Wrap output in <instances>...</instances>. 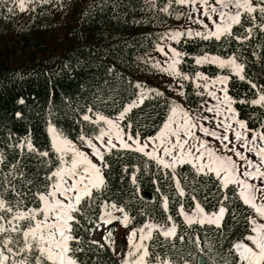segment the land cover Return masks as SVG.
Here are the masks:
<instances>
[{
    "label": "snow or ice",
    "instance_id": "snow-or-ice-1",
    "mask_svg": "<svg viewBox=\"0 0 264 264\" xmlns=\"http://www.w3.org/2000/svg\"><path fill=\"white\" fill-rule=\"evenodd\" d=\"M152 2L154 4V0ZM51 3L53 0H0L5 18L14 17L17 12L29 11V5H32L31 11L35 12L37 6ZM175 3L191 6L187 19L190 23L200 25V30L189 27L161 34L160 42L155 47L166 57L164 65L152 59L146 63H151L153 68L179 80L178 88L174 89L179 96L186 95L184 82H191L196 89L195 95L208 98L202 99V112L193 113L175 100L170 101L167 114L156 134L145 136L142 143L138 129L133 135V121L129 114L133 109L140 108L145 100H155L164 93L136 82L132 85L138 90L136 98L124 105L115 118L93 113L91 108L80 117V121L95 125V128L87 135L82 127L77 139L92 150V155L99 163L93 162L51 121L47 129L50 150L37 147L30 134L15 142L9 136L8 147L18 152V156L14 163H7L5 152L0 150V264H79L77 254L85 251L83 238L77 235L84 227L82 220L94 225L87 229L89 232L104 230L92 220L91 210L96 207L102 210L99 220L105 227L116 221L127 227L132 219L128 211L122 206L118 207L115 202L110 204L107 199L110 187L106 172L111 175V164L106 156L119 157L130 152L154 161L164 178L171 180L169 187L174 189V195L170 200L169 194L162 192L159 183L153 180L161 197L165 219L161 223L149 219L140 228L133 229L128 236V251L120 264H192L187 258L174 260L167 252L161 255L157 251V248L176 249L178 225L170 211V203L177 205L176 215L182 218L188 228L193 225H209L222 229L229 206L236 200L251 209L254 215L246 217L250 234L236 241L229 249V255L238 257L237 264H264V223L258 222L264 220V121L257 129L249 128L247 121L239 119V112L234 107L236 104H249L264 108V85L258 86L246 78L245 64L239 62L236 55L239 48L226 58L209 52L191 57L198 67L212 65L220 70L217 75L209 76L201 71L192 75L181 72L179 65L186 62L185 57L189 54L171 46L173 42L180 45L182 39L185 43L197 39L217 44L223 42L225 50L231 41L245 45L253 40L257 29L259 33H264V0H215V3H210V0H175ZM171 7L172 0H169L161 11L169 13ZM193 13H196L195 18ZM183 15L177 13L176 17L179 19ZM204 18H207L208 23H205ZM249 22L251 26L245 27ZM236 26L242 28L243 33H234L233 28ZM253 55L256 56V52ZM224 70L228 74H223ZM233 77L248 83L255 90L256 98L237 100L231 96L229 84ZM20 103L24 101L21 99ZM203 112L209 113L211 118L204 116ZM16 116L21 118L20 113ZM212 119L216 123L214 129L206 127L204 123H211ZM126 120L127 123H124ZM197 130L204 137L219 141L223 153L210 146L208 140L197 136ZM249 133L251 139L248 138ZM230 135L234 136V140L229 138ZM94 140L99 142V147ZM237 145L243 148V152ZM248 153H253L257 161L250 159ZM28 159L36 160L41 168L51 169L43 175L42 182L34 183V179L26 175L22 162ZM184 165H189L194 173L191 180L187 173L178 172ZM5 166L7 172L3 171ZM147 168L145 163V171ZM122 171L129 174L128 165L125 164ZM140 171L139 165H133L130 182L139 198L144 200L147 197L140 193L138 182ZM200 177L202 181L198 179ZM17 181L21 187H18ZM209 181L215 184L219 193V196L211 194L217 200L216 210L212 212H207L195 195L200 191L198 186H206ZM9 192L13 199H6ZM188 200L192 201L193 206L186 210ZM204 200L211 202L208 196ZM116 212L122 215L116 216ZM103 238L116 254L112 232L108 231ZM178 239L183 244L184 234H180ZM191 242L200 256L196 264H215V258H210L211 245L207 246L206 253L200 246L199 235H195ZM90 243L99 248L104 247L96 240Z\"/></svg>",
    "mask_w": 264,
    "mask_h": 264
},
{
    "label": "trees",
    "instance_id": "trees-1",
    "mask_svg": "<svg viewBox=\"0 0 264 264\" xmlns=\"http://www.w3.org/2000/svg\"><path fill=\"white\" fill-rule=\"evenodd\" d=\"M167 2L157 0L153 6L149 0H63L61 3L37 6L35 12L31 8L24 13L17 12L14 17L8 18H5L0 6V44L10 37L20 38L19 44L9 49L12 51L14 48L15 54L19 51L21 60L19 64H5L0 68V150L5 152L7 163H14L18 156V152L8 147L9 136L15 142L30 134L37 147L50 150L49 121L69 139L76 141L82 127L87 135L95 128V125L80 121L89 108L93 113L116 117L124 105L136 98L138 90L132 85L136 82L142 84V78H148L151 63L146 61L150 60L161 34L167 31L171 22L170 16L161 11ZM68 14L73 18L72 25L67 22ZM250 26V22L245 24V27ZM59 28L66 37L60 40L62 44L57 52L48 53L50 37ZM233 32L241 34L243 29L236 26ZM222 44L199 39L185 43L182 39L178 50L189 56L185 57V63L179 65L180 71L189 75L201 71L215 76L220 72L218 68L212 65L198 67L191 57L209 52L226 58L239 48L236 55L239 62L245 64L246 78L261 86L264 83V33H259L257 29L253 40L245 45L231 41L226 46L227 50ZM253 52H256V56ZM163 93L155 100H145L140 108L133 109L129 114L133 121V135L137 129L142 140L145 136L156 134L167 114L168 103L173 100L169 93ZM185 94L191 103L200 101L191 82L186 83ZM229 94L237 100L256 98L255 90L236 77L229 84ZM21 99L24 101L22 104ZM235 108L239 118L247 121L249 128L257 129L264 121V108L249 104H236ZM17 113L21 114V118H17ZM106 159L111 164V175L106 172L110 187L107 194L109 203L115 202L118 207H124L132 218L130 223L133 226H142L150 218L161 223L165 214L153 180L159 183L162 192L169 194L170 200L174 195V189L169 187L171 180L164 178L154 161L138 153L106 156ZM22 163L26 175L32 177L34 183L42 182L43 175L51 170L41 168L34 159ZM145 163L148 165L147 171ZM125 164L129 167V174L122 171ZM133 165H139L141 169L138 174L140 193L152 194L153 201L142 200L137 195L130 182ZM3 171H8L7 166ZM178 172L187 173L189 180L194 176L189 165L179 168ZM198 179L203 180L202 177ZM181 181L183 183V176ZM16 183L21 187L18 181ZM198 187L200 191L195 193L197 199L205 210L215 211L217 200L211 195L216 193L219 196L215 184L209 181L206 186L201 184ZM229 195H232L231 188ZM205 196L209 197L210 203L204 200ZM6 199H13L10 192ZM192 206L191 200L185 204L186 209ZM176 209L177 205L170 203V211L178 225L176 249L157 248L161 255L167 252L174 260L184 257L196 264L199 253L191 241L195 235H199L200 246L206 253L207 246L211 245L210 258H215V264H237L238 257L229 255V249L236 241L250 234L246 217L254 215L251 209L236 200L229 206L222 229L209 225L188 228L176 215ZM101 211L99 207L91 210L95 225L100 222ZM82 223L84 227L77 235L83 238L85 251L77 254L79 264H120L122 259L107 244L99 248L90 243L93 232L87 229L94 225L84 220ZM180 234H184L183 244L178 239ZM149 251H152L151 245Z\"/></svg>",
    "mask_w": 264,
    "mask_h": 264
},
{
    "label": "rangeland",
    "instance_id": "rangeland-1",
    "mask_svg": "<svg viewBox=\"0 0 264 264\" xmlns=\"http://www.w3.org/2000/svg\"><path fill=\"white\" fill-rule=\"evenodd\" d=\"M62 1L63 0H53V4H55L57 2L61 3ZM149 2L154 6L156 4L157 0H154V4H153L152 0H149ZM168 2H169V0H168ZM168 2H167V4H168ZM210 3H215V0H210ZM31 7H32V5L28 6L29 9ZM197 7L200 8V5L197 4ZM189 11H191L190 5H177L175 3V0H172V7L169 9V13H171V14L166 13L168 16H170V20H171L167 31H169V30H186L189 27L193 28L194 30H200V25L190 23L189 20L187 19V13ZM202 11H203V9L201 8V12ZM174 12H176V13H174ZM177 13H183L184 15L181 16V18L177 19V17H176ZM195 15H196V13H193L194 18H195ZM204 19H205V23H208L207 18H204ZM67 22H70L69 23L70 25H72L74 23L72 16L69 14L67 15ZM65 37H66L65 32L61 28H59L53 34V36L50 37V50L48 53L57 52V50L59 49V46L62 44L60 40L62 38H65ZM19 42H20V38L10 37V38L6 39V41H4V43L0 44V68L5 64L16 65V64L20 63V61H21L20 60V52L18 51L15 54L14 48L12 51L9 49L15 45H18ZM171 46L174 48H177V50H178V45L175 44L174 42L171 44ZM165 51L167 52V48L165 49ZM150 59L159 60L161 62V65H164V61L166 60V57L164 55H162L155 48L154 52L150 56ZM149 71H150V73H149L148 78L147 77L142 78V80H141L142 84H149V85L153 86V88H156V89L161 90L163 92L169 93L173 97V100H175L177 103L183 105V107L185 109H188V110L192 111L193 113L202 112L200 105H201L202 99H208L207 97H203V98L200 97V99H199L200 101H198L196 103H191V102H189V100H187V98L185 96L177 95V91L174 90V89L178 88L179 83H180L179 80L174 79L172 76L168 75L167 73L161 72L158 69L153 68L152 66L149 68ZM223 74H228L227 70H224ZM184 83L186 86V83H188V82H184ZM261 85H264V83ZM195 91H196V89H195ZM234 107H235V105H234ZM203 115L204 116H210V118H211V115L207 112H203ZM109 118H115V117H109ZM93 119H95V116H93ZM204 123H205L206 127L213 128V129L216 127V123H215L214 119H212L211 123H208V122H204ZM233 127H235V125H233ZM196 135L200 136L201 139L208 140L210 146H214L221 153H223V149H222L219 141L214 140L212 137H204L199 130L196 131ZM229 138L234 140V136H232V135H230ZM248 138L251 139V133L248 134ZM106 139L107 138H105V141H106ZM72 141L74 143H76L77 147L81 151L87 153L89 155V157L93 160V162L99 163L97 158L92 155V150L90 148H88L85 144H83L79 140H76V141L72 140ZM93 142L96 143L97 146L99 147V142H97L95 140ZM141 142L143 143V140H141ZM237 148L243 152V148H240L239 145H237ZM226 154L232 155V153H226ZM247 155L254 162L257 161V157L253 153H248ZM233 159H236V157L233 156ZM241 163H243V162H241ZM252 182L257 183L256 181H252ZM186 210H189V209H186ZM207 212H212V211H207ZM114 214L116 216L122 215L119 212H116ZM150 220H153V219L150 218ZM258 222L264 223V220H258ZM98 225L101 228H103L104 230L103 231H95L93 233V240L99 241L101 244H107L108 245L109 242L107 240H105L103 237L107 236L108 231H111L112 232V239L114 241L115 253L122 260L125 258L124 254L128 251V248H129L128 236H129L130 232L133 229H138L141 227V226H139V227L133 226L130 223L127 227H124L118 221L113 222L112 225H109L107 227L102 225L101 222ZM138 238H139V233L137 234V241H138ZM245 243H249V242L245 241Z\"/></svg>",
    "mask_w": 264,
    "mask_h": 264
},
{
    "label": "water",
    "instance_id": "water-1",
    "mask_svg": "<svg viewBox=\"0 0 264 264\" xmlns=\"http://www.w3.org/2000/svg\"><path fill=\"white\" fill-rule=\"evenodd\" d=\"M141 194H144V195L147 197V199H145V200H147V201H152V200H154L153 195L150 194V193L143 192V193H141ZM199 259H200V256H199L198 260H199Z\"/></svg>",
    "mask_w": 264,
    "mask_h": 264
}]
</instances>
